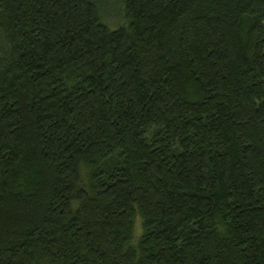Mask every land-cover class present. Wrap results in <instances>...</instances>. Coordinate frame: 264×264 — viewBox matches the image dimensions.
Returning a JSON list of instances; mask_svg holds the SVG:
<instances>
[{
    "label": "trees",
    "instance_id": "obj_1",
    "mask_svg": "<svg viewBox=\"0 0 264 264\" xmlns=\"http://www.w3.org/2000/svg\"><path fill=\"white\" fill-rule=\"evenodd\" d=\"M106 1L0 0V264H264V0Z\"/></svg>",
    "mask_w": 264,
    "mask_h": 264
},
{
    "label": "rangeland",
    "instance_id": "obj_2",
    "mask_svg": "<svg viewBox=\"0 0 264 264\" xmlns=\"http://www.w3.org/2000/svg\"><path fill=\"white\" fill-rule=\"evenodd\" d=\"M106 12L103 11L102 20L110 26L113 27L116 23L122 21L120 14V6L114 0H107ZM140 233V218L138 215L134 217L133 220V237H136Z\"/></svg>",
    "mask_w": 264,
    "mask_h": 264
}]
</instances>
